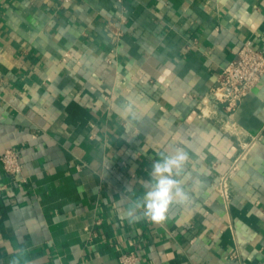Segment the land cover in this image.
<instances>
[{
  "label": "crops",
  "instance_id": "1",
  "mask_svg": "<svg viewBox=\"0 0 264 264\" xmlns=\"http://www.w3.org/2000/svg\"><path fill=\"white\" fill-rule=\"evenodd\" d=\"M247 40L264 52V0H0V155L22 165L0 168V264H264V76L232 111L214 95ZM176 149L187 199L130 221Z\"/></svg>",
  "mask_w": 264,
  "mask_h": 264
},
{
  "label": "built area",
  "instance_id": "2",
  "mask_svg": "<svg viewBox=\"0 0 264 264\" xmlns=\"http://www.w3.org/2000/svg\"><path fill=\"white\" fill-rule=\"evenodd\" d=\"M69 3L71 0H60ZM121 1V0H118ZM264 76V52L252 45L250 40L245 41L237 50L234 57L222 68L218 75L219 93L215 97L224 104L225 110H234L242 98ZM244 146L241 145V148ZM0 168L9 176L12 182H18V175L22 165L17 150L7 148L0 155ZM237 168L236 162H232L228 168L219 176L217 187L224 199L228 198V183ZM232 257H236L235 255ZM118 264H139L138 256L132 251H126L119 255Z\"/></svg>",
  "mask_w": 264,
  "mask_h": 264
},
{
  "label": "clouds",
  "instance_id": "3",
  "mask_svg": "<svg viewBox=\"0 0 264 264\" xmlns=\"http://www.w3.org/2000/svg\"><path fill=\"white\" fill-rule=\"evenodd\" d=\"M155 159L149 173L148 190L138 202L128 210V218L136 219L137 209H143V215L153 222H163L167 218L170 207L177 201L187 199L181 187V181L177 179L188 161V154L182 149H176L174 153L160 152ZM12 264H20L18 259Z\"/></svg>",
  "mask_w": 264,
  "mask_h": 264
}]
</instances>
